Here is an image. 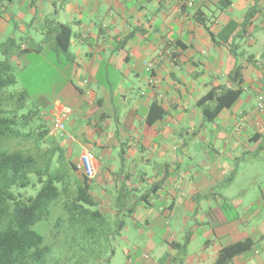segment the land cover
<instances>
[{
	"label": "crops",
	"instance_id": "1",
	"mask_svg": "<svg viewBox=\"0 0 264 264\" xmlns=\"http://www.w3.org/2000/svg\"><path fill=\"white\" fill-rule=\"evenodd\" d=\"M0 13V31L14 40L22 32V39L35 43L22 42L20 58L43 55L30 32L35 30L75 66L59 93L79 110L57 103L51 114L70 110L73 139L62 142L76 160L82 151L92 154V191L104 194L101 203L119 208L118 198L124 196L125 204L134 198L133 223L150 225L159 221L150 207L161 199L166 205L159 211L166 216L177 205L187 214L181 228L194 221L191 231L179 232L187 243L203 230L199 253L184 252L175 237L164 238L178 252L150 264H214L222 247L247 238L254 244L231 263L264 264V187L233 194L257 199L229 200L235 211L229 219L224 194L215 207L201 203L210 202L206 188L225 179L236 160L250 154L264 160V0H0ZM58 24L71 28L66 53L55 45ZM222 88H240V97L205 122L198 100ZM154 102L162 112L151 113ZM188 134L193 143L185 140ZM208 162L205 180L201 165ZM236 179L234 172L229 181ZM147 184L158 186L148 202H138Z\"/></svg>",
	"mask_w": 264,
	"mask_h": 264
},
{
	"label": "trees",
	"instance_id": "2",
	"mask_svg": "<svg viewBox=\"0 0 264 264\" xmlns=\"http://www.w3.org/2000/svg\"><path fill=\"white\" fill-rule=\"evenodd\" d=\"M56 28V48L66 53L71 28L64 24ZM8 44L16 46L17 54L0 61V264H55L50 256L51 242L46 239H101L106 217L100 209L91 207L104 199L93 193V179L79 170L78 159L69 146L61 143L64 138L52 133L51 121L36 120L33 110L23 111L29 99L27 91L8 89L17 83L13 62L25 54L14 39ZM240 94V88L211 89L198 100L204 121L215 120ZM154 109H161L156 102L150 107L151 113ZM38 186L32 194L30 190ZM157 186L141 194L139 200L148 202ZM117 202V215L134 209V205L125 208L124 196ZM118 220L116 233L120 234L126 221ZM253 244L247 238L222 247L214 264H233L232 260Z\"/></svg>",
	"mask_w": 264,
	"mask_h": 264
},
{
	"label": "rangeland",
	"instance_id": "3",
	"mask_svg": "<svg viewBox=\"0 0 264 264\" xmlns=\"http://www.w3.org/2000/svg\"><path fill=\"white\" fill-rule=\"evenodd\" d=\"M1 16H3L2 13H0V17ZM28 32L27 30V33ZM30 32L36 44H41L40 46L43 47V55L37 57L30 54L24 56V58L19 57L18 61L15 59L13 67L17 83L10 86L8 89L12 92L27 91L29 99L23 111L27 112L28 110H33L37 115L36 120L43 119L49 123L53 120L51 110L55 108L57 103L66 104L74 108V110H79V106L76 105V108L70 101L62 98L59 93L61 87L68 82L67 79L72 78L75 66L69 64L62 54L53 51L50 48V43H42L45 37H43L41 33L37 34L35 30H30ZM16 33L18 35L15 41L19 46L22 42H25L28 46H33L35 44L28 39H22L20 35L23 34L22 32L16 31ZM9 39H11V37L7 33L0 31V61L6 58L11 59L17 54L16 46L8 44ZM58 57L60 58L59 61ZM74 84L75 86H79L76 80ZM76 95H78L77 92ZM72 102L74 101L72 100ZM68 120H65L67 129ZM52 133L54 134V132ZM55 138L58 139V137ZM185 140L188 143H193L195 141V136L193 134H188ZM61 143L65 144V142ZM93 150L96 151V148H93ZM188 162H190L189 171H193L191 166H193L194 160H189ZM221 162L229 165V162L225 161V159ZM184 166L186 167L187 165ZM211 167L212 165L210 162L201 165L203 179L207 180V178H209ZM231 167L225 179L220 181L217 180L218 182H215L212 189L206 188L210 191L208 195L210 196V202H208V200L205 201V199H202L201 202L203 205L208 206L211 204V206L215 207V202L220 198L218 195L224 194L228 206L225 208L223 214L228 219L229 217L232 218L235 216V211L231 205H229V200L236 197L243 199L244 202L247 203L257 199V197L254 196H232L233 194L241 190L254 191L259 187H264V160L259 157H254V155L251 154L248 156L245 155L241 159L236 160L235 164ZM151 168L152 167H149V171H151ZM234 172L237 173V179L233 181L234 183H231L229 179ZM190 175L191 173L188 172L187 178H190ZM146 188L150 189L151 185L147 184ZM38 189L39 186L35 190L30 191L32 194H35ZM140 192L144 193L145 188ZM141 193L138 192V194ZM101 195V198L106 200L104 194L101 193ZM134 201V198L129 199L125 208L133 205ZM138 202L142 201L139 200ZM108 203L109 202H107V204ZM165 205L166 203L161 199H155L153 205L150 207V215L152 214V217H158L159 221L152 222L150 225L141 222L142 219H138V222L133 223L131 217L128 216L130 212L127 210L122 211L125 215H117L119 208H116L115 205L105 207V205L99 204L97 207H91L92 210L96 208L100 209L106 217V224L103 226L104 234H102L101 239H61L60 237V239H46L48 243L49 241L51 242L50 256L55 259V264H62L63 261H66V264H150L151 260L158 262L160 256L163 257L166 253L173 251L178 252V249L168 247L164 238L171 240L175 237V240L181 244H185L186 239L182 238L179 232L183 229L191 231L195 224L193 220H189L187 225L181 228V219L187 214L179 210V205H177V209L173 215L171 217L166 216L165 213L159 211L160 207ZM137 206L140 207L141 204H137ZM138 213L144 216L141 211ZM213 217L211 212L208 213V218L213 220ZM119 218H124L126 225L121 233L117 234L116 230ZM52 224L53 221L49 224L50 231L53 228ZM202 231L203 230H200V233L197 234V237L192 239L191 243L186 242V246H181V250L189 253H199V250L204 247V242L206 240L202 236H199V234H202ZM151 234L159 236L152 239ZM68 257H72V260H69Z\"/></svg>",
	"mask_w": 264,
	"mask_h": 264
},
{
	"label": "built area",
	"instance_id": "4",
	"mask_svg": "<svg viewBox=\"0 0 264 264\" xmlns=\"http://www.w3.org/2000/svg\"><path fill=\"white\" fill-rule=\"evenodd\" d=\"M70 110L65 109L53 118L52 130L55 134L65 138L73 139V135L67 130L65 120L68 118ZM77 167L83 172L88 178L95 176V164L93 162V156L90 151H82L77 162Z\"/></svg>",
	"mask_w": 264,
	"mask_h": 264
}]
</instances>
